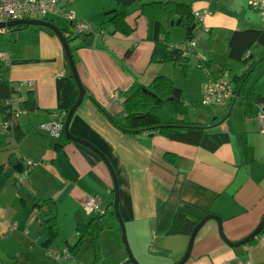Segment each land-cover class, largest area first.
<instances>
[{"label":"crops","instance_id":"1","mask_svg":"<svg viewBox=\"0 0 264 264\" xmlns=\"http://www.w3.org/2000/svg\"><path fill=\"white\" fill-rule=\"evenodd\" d=\"M143 1L187 5L195 26L191 28L192 39L197 40L198 52L210 59L229 54L230 39L236 31L264 27L246 0H70L62 3L61 15L50 19L61 30H71L69 44L86 89L70 132L90 142L110 162L119 185L118 212L134 258L139 264H175L184 256L190 239L168 235L177 214L192 223L209 214L219 216L231 242L244 239L256 229L264 216V132L255 117L246 115L236 137L228 128L220 130L235 111V103L217 114L213 108L198 109L190 118L206 125L210 133L229 134L230 143L215 152L154 132L126 134L114 125V117L126 116L123 94L135 83L149 87L156 77L171 76L176 95L189 107L195 98L201 102L207 81L195 58H190L187 76L183 75L182 64L172 67L151 62L156 26L135 8ZM68 12L75 13L76 21L91 26L86 38L77 39L72 34V24L65 17ZM195 12L207 13L199 24ZM20 27L1 47L0 53H6L8 60H2L7 70H0V94L3 99L10 97L14 87L32 81L33 86L22 87L20 93L33 91L38 109L24 111L8 132L0 117V264H93L92 251L87 252L89 261L81 258L87 240L76 258L55 261L46 254L62 249V243L73 245L77 241V226L92 217L83 212L87 195L98 197L109 210L100 240L99 264H131L121 230L111 217L114 183L105 162L86 146L52 138L39 130L53 114H64L79 97L65 50L50 29ZM170 36L171 44L189 39L181 25L172 26ZM252 53L258 57L262 48L254 47ZM261 64L264 62L256 64L255 69ZM227 67L236 73L247 69L245 63L228 62ZM60 73L63 75L58 78ZM255 93L264 96V87ZM11 154L22 160L24 170L27 160L34 162L20 183L24 170L9 166ZM167 154L176 155L174 163L167 162ZM37 197L50 200L59 229L55 245L49 242L32 208ZM187 261L264 264V231L253 245L235 248L222 239L216 221H207Z\"/></svg>","mask_w":264,"mask_h":264},{"label":"trees","instance_id":"2","mask_svg":"<svg viewBox=\"0 0 264 264\" xmlns=\"http://www.w3.org/2000/svg\"><path fill=\"white\" fill-rule=\"evenodd\" d=\"M134 6L135 8L138 7L140 15L153 21L156 26L155 47L151 56V62L172 67L177 64H182L183 75L187 76L190 58L196 59V57H183L182 53L173 48V44L169 42L171 40V21L177 19H180L179 25L187 30L188 38L191 39L194 37V30L191 29L194 21L188 6L172 1H143ZM51 22L55 24L53 21ZM62 31L68 42L71 43V35H68V33L71 34V30L65 28ZM254 47L262 48L260 56L256 57L252 53ZM229 48V54L225 57L210 59L206 56V61L202 63H199L196 59V67L207 72L208 76L213 80L220 79L224 72H228L234 83V92L236 94V98L228 105L231 106L234 103H238L242 106L246 117H255L257 107L264 111V96L255 93L250 85V79L258 60L264 56V28L236 31L230 39ZM228 62L245 63L248 68L242 73H236L227 67ZM263 62L264 59L262 60ZM123 97L125 98L126 116L122 119L114 117L112 121L117 128L126 132V134L142 131L154 132L169 140L201 147L210 152H215L220 147L230 143L229 134L210 133L206 125L203 126L190 119L189 108L185 105L181 97L176 95L174 80L171 76H158L152 81L149 87H143L135 83L123 94ZM5 99L0 94V117H2L3 122H8L12 121L13 117L9 107L4 104ZM25 100L21 106L23 111L30 112L38 109L33 91L26 93ZM69 110L70 108H67L64 111L65 118ZM64 136L65 134L63 132L61 139L63 138L64 141L68 142L69 140ZM165 158L167 162L174 163L176 155L167 154ZM22 165V160L18 159L16 155L11 154L9 166L23 171L24 168ZM49 201V198L37 197L32 208L39 215L38 218L48 235L49 242H51V245H55L58 242L59 229ZM110 208V212L113 214L112 203L110 204ZM107 211L103 215H94L87 222L80 223L76 228L78 238L73 245L67 242L62 243V249H54L53 251L60 253L66 249L70 253L71 258H76L84 242L89 239L93 245V264H99L102 261V246L100 240L106 228L105 218ZM172 223L168 235H184L187 237L191 236L195 226L198 224V222H190L179 214L175 216ZM263 231L264 229L259 235ZM257 238L251 240L247 245H253Z\"/></svg>","mask_w":264,"mask_h":264},{"label":"built area","instance_id":"3","mask_svg":"<svg viewBox=\"0 0 264 264\" xmlns=\"http://www.w3.org/2000/svg\"><path fill=\"white\" fill-rule=\"evenodd\" d=\"M70 0H0V23H7L11 21H23V20H43L50 21L49 18L59 16L62 14L61 9L62 3ZM247 5L259 16L262 26L264 27V0H247ZM206 12H195L193 14L195 20L199 24L204 20ZM66 19L72 24V34L77 39L86 38L87 34L92 31V28L88 24L80 23L76 21V15L74 12H68L65 14ZM10 28H7V32ZM207 31V30H206ZM197 40L188 39L181 44H173L172 47L179 50L183 57H196L199 63L206 61V55L200 54L197 49ZM0 60H8L7 54L4 52L0 53ZM207 76V81L202 92L201 103L202 106L213 108L215 106H226L230 104L235 98L236 94L234 92V83L228 72H224L220 79L213 80L205 72ZM63 73L58 74V78L61 77ZM33 86L32 81H24L19 84V86L12 89V94L10 97L4 100V104L9 107L12 114L13 120L8 122H3L2 127L5 132L10 131L14 126L15 121L23 114L21 108L23 102L26 100V95L21 92L22 87L31 88ZM114 99L118 96L114 95ZM256 120L259 123L260 129L264 132V111L259 109ZM65 117L64 114L55 113L52 115V119L49 123H44L39 126V130L44 132L48 136L59 139L64 132ZM26 168L18 179V183L22 181L23 178L29 175L31 168L34 166V162L27 160L25 162ZM84 215L91 217L93 215H103L106 209L102 201L92 195H87L85 204L83 206ZM49 257L53 258L55 261H62L71 259L70 253L63 250V252H56L53 250H48L46 253ZM221 264H229L227 262ZM248 264V263H246Z\"/></svg>","mask_w":264,"mask_h":264},{"label":"water","instance_id":"4","mask_svg":"<svg viewBox=\"0 0 264 264\" xmlns=\"http://www.w3.org/2000/svg\"><path fill=\"white\" fill-rule=\"evenodd\" d=\"M180 24V20H173L171 21V26L174 27V25H179ZM20 26H38V27H45L50 29L52 32H54V34L58 37V39L60 40L62 47L65 50V54L70 66V70L72 73V76L74 78V80L76 81V85H78L79 88V97H77V101L73 104V106L70 108L69 113L67 114V117L65 119V123H64V134L69 141L72 142H76L78 144H81L83 146L88 147V149H91L93 152H95L98 156H100L101 160H103L105 162V164L107 165L112 179H113V183H114V201H113V212L115 217L118 220V225L120 226V230H121V234H122V241L125 247V251L128 255V259L131 262V264H139L137 262V260L134 258L133 254H132V250L129 247L128 244V240H127V235H126V228H125V224L124 221L122 220V217L120 215L119 211V185H118V180L116 177V174L114 173V170L110 164V162L108 161V159L106 158V156L102 153V151L96 149L95 146H93L90 142L75 137L71 134L70 132V123L72 121V118L76 112V110L79 108V106L81 105L84 96L86 95V89L84 88L80 76L78 74V70H77V66L74 60V56L72 54L71 51V47L70 44L66 38V36L64 35V32L56 25H54L52 22L50 21H43V20H23V21H11V22H7V23H0V31L3 29H7V28H17ZM193 28H195V26H193ZM264 59V56L257 62V64L261 63V61ZM210 220H214L217 222L218 224V228H219V232L220 235L222 237V239L230 246L238 248L241 247L243 245H247V243H249L251 240L257 238V236L259 235V233H261V231L264 229V216L262 218V220L260 221V223L258 224V226L256 227V229L251 232L247 237H245L244 239L238 241V242H231L227 239V237L224 234L223 231V222L221 221L222 219L214 214H209L205 217H203L200 221H198V224L195 226L190 239H189V244L184 256L175 264H187V260L190 259L191 253H192V249L194 246V242L195 239L197 237V234L199 233V231L201 230V228L207 223V221Z\"/></svg>","mask_w":264,"mask_h":264},{"label":"rangeland","instance_id":"5","mask_svg":"<svg viewBox=\"0 0 264 264\" xmlns=\"http://www.w3.org/2000/svg\"><path fill=\"white\" fill-rule=\"evenodd\" d=\"M50 19L51 18H49V20ZM59 20L60 19H58L56 21H59ZM36 27H38V26H36ZM12 29L13 30L10 33H7V29H3L0 31V51H1L2 45L5 44V42H7L8 39L12 36V34L17 30L16 28H12ZM0 70H2L3 72L7 70V68L5 67L4 62L2 60H0ZM4 78L5 77H3V79ZM250 81H251L250 82L251 86H253V88L255 87V89H256L255 91H257V92L264 87V64H261L258 68H256L252 72ZM187 102L189 103V101H187ZM188 108H189L190 117L194 118L196 111L198 109L204 110V109L210 108V107L202 106V103L200 102V100H198V99L196 100V98H195L194 101H190ZM213 111H214L213 113H215V114L222 113V112L226 111V107L225 106H215V107H213ZM244 116H245V114H244V110H243L242 106H240L239 104H236L235 111L232 112V115L226 119V122L224 124H222L219 129L222 130V129L228 128L230 131H232L231 132L232 135L234 137H236V135L241 131V129L243 127V120L245 118ZM111 217L114 218L116 225L120 230V226L118 225L119 223H118L117 218L112 214H111ZM89 250L93 252V247H92V242L90 240H87L85 243L84 250L82 251L83 255L81 258H85V260H83V261H86V258L88 259V261L91 259L90 257L87 256V252ZM110 254H112V253H110ZM110 258H112V256ZM69 262H72V260H70ZM77 264H79L78 261H77Z\"/></svg>","mask_w":264,"mask_h":264}]
</instances>
